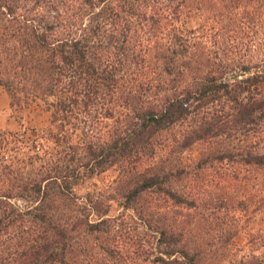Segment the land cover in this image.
<instances>
[{"label": "trees", "instance_id": "16d2710c", "mask_svg": "<svg viewBox=\"0 0 264 264\" xmlns=\"http://www.w3.org/2000/svg\"><path fill=\"white\" fill-rule=\"evenodd\" d=\"M207 13L210 36L191 20ZM0 85L52 118L0 145V264H105L134 223L149 264H264L261 233L237 243L176 183L203 166L182 154L228 129L217 159L264 166V0H0ZM109 171L111 191L91 188Z\"/></svg>", "mask_w": 264, "mask_h": 264}, {"label": "rangeland", "instance_id": "374dc122", "mask_svg": "<svg viewBox=\"0 0 264 264\" xmlns=\"http://www.w3.org/2000/svg\"><path fill=\"white\" fill-rule=\"evenodd\" d=\"M193 18L191 20H197V25H200L198 29L200 35L210 36L216 31L215 29L223 26L216 22L209 13ZM228 34L232 37V30L227 32ZM242 50L245 51V48ZM51 120V114L43 103L35 104L26 111L16 112L10 106L6 90L0 85V145L8 144L4 138H12L11 134L16 132L22 133L27 130L28 134L43 135L51 126ZM180 129L181 127H176L173 130L178 132ZM258 138L260 137L253 138L255 141L261 140L259 144L254 145V150L264 152V141ZM236 143L237 139L232 138V129H228L223 136L196 142L182 154V164L187 166L188 170H192L193 166L201 163L203 166L194 180L193 171L190 177L176 183L185 184L189 197L191 198L195 194L199 205L202 204L199 218L201 216L202 220L206 221L203 215L207 217L209 214L211 216L215 214L217 221L213 228L238 227L240 234L235 240L244 246L250 244L249 234L251 232L261 233L262 237L256 235L255 240V247H261L264 244V166L245 165L239 161L238 156L235 159L224 161L217 159L218 150L226 147L232 149ZM51 144V140L46 142V145ZM115 174L116 172L109 171L97 176L91 182V188L97 191H111L114 186ZM170 204L174 205L173 201ZM187 206L188 204L184 208V212L189 215L183 220L190 228L194 225L196 218L194 219L192 216L194 214L193 207ZM172 208L176 209L177 206L174 205ZM121 213H127V211L115 203L112 214L119 215ZM132 225L131 229L122 234L120 248L117 250L115 258H111L105 264H149L154 258L153 254L150 255L155 241L152 234L138 224ZM142 236L146 238L145 241H142L143 244L138 240Z\"/></svg>", "mask_w": 264, "mask_h": 264}]
</instances>
